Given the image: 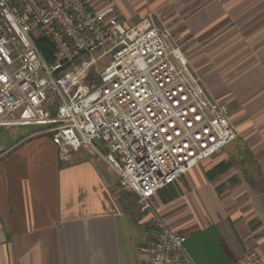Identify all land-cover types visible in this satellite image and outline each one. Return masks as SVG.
<instances>
[{
	"label": "crops",
	"instance_id": "crops-1",
	"mask_svg": "<svg viewBox=\"0 0 264 264\" xmlns=\"http://www.w3.org/2000/svg\"><path fill=\"white\" fill-rule=\"evenodd\" d=\"M92 1L96 9L109 5ZM185 1L111 5L128 20L148 10L172 13L176 44L239 135L152 200L184 237L214 227L226 262L249 249L264 261V0ZM64 151L40 131L1 144L0 264H131L136 227L148 231L149 243L152 235L136 197L120 189L102 158Z\"/></svg>",
	"mask_w": 264,
	"mask_h": 264
},
{
	"label": "built area",
	"instance_id": "built-area-1",
	"mask_svg": "<svg viewBox=\"0 0 264 264\" xmlns=\"http://www.w3.org/2000/svg\"><path fill=\"white\" fill-rule=\"evenodd\" d=\"M96 1L109 5L0 0V129L45 126L64 157L82 148L102 158L155 227L142 264H195L152 198L239 133L167 31ZM40 37L53 44L52 60ZM228 264L264 261L248 250Z\"/></svg>",
	"mask_w": 264,
	"mask_h": 264
},
{
	"label": "rangeland",
	"instance_id": "rangeland-1",
	"mask_svg": "<svg viewBox=\"0 0 264 264\" xmlns=\"http://www.w3.org/2000/svg\"><path fill=\"white\" fill-rule=\"evenodd\" d=\"M171 1L172 2L174 1L176 3H182L183 2V0H171ZM188 1L189 0H186L185 2H188ZM197 2H198V0L191 1V3H197ZM133 16H134L133 19H137L139 16L151 17L153 24L156 25L157 27L167 31L169 33V36L172 38V40L175 43H177L175 36H176V34H178V31L180 30V28L177 26H175V28L173 27L174 21L176 19L173 20L172 13H171V16L169 17V16H167L166 13H162V12L160 13L158 11L148 10V11H144V12H136L135 14H133ZM126 18H130V17L127 15ZM131 22H133V20H130V23ZM188 34H190V33H188ZM188 34H187V37L184 38L185 41H187L188 39L190 40L192 38L191 37L192 34L191 35H188ZM105 59H103V61H105ZM188 63H189V60H188ZM44 127L45 126H40V125H24V126H13V127H9V128H1L0 129V146L3 142L8 143V142L13 141V138H15L18 134H24V133H28V132L30 133L33 131H39L41 129H44ZM43 133H45V132H43ZM45 134H48V133H45ZM50 136H51V134H50ZM129 197H131V196H129ZM129 201H131V199H129ZM152 206H153V214H156L159 218L162 219L164 215L158 210L156 198H154L152 200ZM138 217H139V219L143 220V223L145 224L147 229H151V231L153 232L155 227L153 225L151 217L144 215L141 212L138 213ZM183 222H185V220ZM192 229H194L192 225L189 227L186 226L185 228H183V232L188 233ZM148 236H149V233L146 229H144L140 226L136 227V230L133 233V247H132L133 252H131V264H140L141 258L146 256V254L150 248ZM249 250H254V249H249Z\"/></svg>",
	"mask_w": 264,
	"mask_h": 264
},
{
	"label": "trees",
	"instance_id": "trees-1",
	"mask_svg": "<svg viewBox=\"0 0 264 264\" xmlns=\"http://www.w3.org/2000/svg\"><path fill=\"white\" fill-rule=\"evenodd\" d=\"M37 46L47 60H52L54 54L53 44L47 38H38ZM165 188V187H163ZM162 188V189H163ZM175 197L171 194L168 199ZM184 248L195 264H227L225 255L218 244V236L214 227L194 232L184 240Z\"/></svg>",
	"mask_w": 264,
	"mask_h": 264
}]
</instances>
